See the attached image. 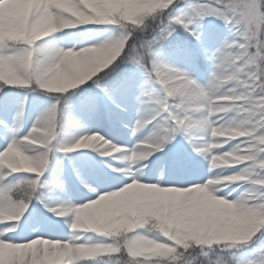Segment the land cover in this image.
I'll return each mask as SVG.
<instances>
[{
    "label": "snow or ice",
    "instance_id": "snow-or-ice-1",
    "mask_svg": "<svg viewBox=\"0 0 264 264\" xmlns=\"http://www.w3.org/2000/svg\"><path fill=\"white\" fill-rule=\"evenodd\" d=\"M77 28L87 46L42 43ZM198 59L203 86L174 66ZM13 89L0 264H264V0H0V93ZM32 93L47 107L20 135ZM78 150L103 167L86 181L73 165L86 191L54 203L67 195L55 157Z\"/></svg>",
    "mask_w": 264,
    "mask_h": 264
},
{
    "label": "rangeland",
    "instance_id": "rangeland-1",
    "mask_svg": "<svg viewBox=\"0 0 264 264\" xmlns=\"http://www.w3.org/2000/svg\"><path fill=\"white\" fill-rule=\"evenodd\" d=\"M205 30L206 31L210 30L218 34L219 36V40L217 41L218 44L222 43L225 39H230L228 30L224 27V25L221 22L216 21L215 19L209 18V20L205 22ZM86 31H87L86 29H81V28H77L75 30L62 31L60 33H57L55 37H50L48 41L42 43H51L56 47L65 48V49H71L73 47V44H75L76 48H80L81 46H87V42L85 41V44L82 45L80 42V38L74 40L73 35L75 33H81ZM62 37H67V39H61ZM174 66L188 72L190 77L195 79L201 86L207 84L212 70L210 62H206L203 59H198L197 61L187 65L176 64ZM6 91H9L11 94L8 96L7 100H5L3 98V94L0 93V103H1L0 106H3L6 103L14 110L15 107L23 99L24 93L21 92L20 90H15V89L6 90ZM37 95H38L37 93H32L31 95L28 96L27 109L23 117L20 135H23L28 131V129L32 126L37 116L47 107L48 98L43 95H40L39 99H35ZM136 109H137V104L136 101L133 99L132 101L129 102V110L125 118L129 127H131V125L135 123ZM130 113H132V115H130ZM129 115L131 117H129ZM95 129L98 128L96 127ZM119 133L121 140L128 142L134 141L132 138H129L126 130L121 128L119 130ZM101 135L105 136L103 134ZM179 139L180 138L178 137L177 140ZM168 147H171V145H169ZM184 148L188 150L186 145H184ZM98 156L99 155H97V153L93 152L92 150H78V152L76 153L68 154L67 157H64L59 154L55 157V161L59 167L58 179L64 186V191L67 193V195L61 196L59 194H53L54 203H59L62 200H69L73 204L77 203V200L74 199L73 197L76 196L78 193L85 192L86 189H83L81 186H78L75 183L73 184L72 180L76 181V179L72 171V166L75 165L79 169L82 178L84 179L86 178L87 180H89L90 172H92L96 167H103V164L101 163V159ZM200 162L201 164L204 165L205 168L208 167L207 164H204L203 160H201ZM33 204H36V201H33ZM36 206L40 207L41 211L44 210L40 205L36 204ZM31 210L32 208L30 206L29 211ZM46 214H50V213H46ZM25 215H27V212L25 213ZM57 218L58 217L55 216L53 217V219H57Z\"/></svg>",
    "mask_w": 264,
    "mask_h": 264
},
{
    "label": "bare ground",
    "instance_id": "bare-ground-1",
    "mask_svg": "<svg viewBox=\"0 0 264 264\" xmlns=\"http://www.w3.org/2000/svg\"><path fill=\"white\" fill-rule=\"evenodd\" d=\"M130 115H132V113H130ZM129 115V117H131ZM126 118V117H125ZM106 127V128H105ZM98 129H95V130H98V131H100V133L101 134H103V135H106V133H109L110 132V129L107 127V126H101V127H97ZM120 134V133H119ZM147 133L145 132L144 133V135H146ZM108 136H106V138H107ZM108 138H110V136L108 137ZM113 143H115L116 141L115 140H113L112 141ZM133 144V143H132ZM132 144H127V146L128 147H131V145ZM100 159H102V157L99 155L98 156ZM109 159H111V158H109ZM111 163H112V165H117L118 163H119V161H115V160H112L111 161ZM139 163V162H138ZM84 179V178H83ZM86 179V178H85ZM84 179V180H85ZM72 180V179H71ZM73 181V184L75 183V184H77L78 186H81L80 184H79V182L78 181H74V180H72ZM86 181H88L87 179H86Z\"/></svg>",
    "mask_w": 264,
    "mask_h": 264
}]
</instances>
